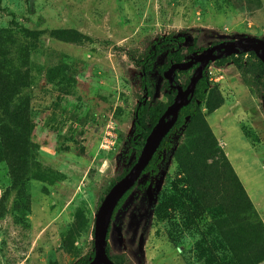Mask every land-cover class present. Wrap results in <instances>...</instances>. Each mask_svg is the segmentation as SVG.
<instances>
[{
    "label": "rangeland",
    "instance_id": "rangeland-1",
    "mask_svg": "<svg viewBox=\"0 0 264 264\" xmlns=\"http://www.w3.org/2000/svg\"><path fill=\"white\" fill-rule=\"evenodd\" d=\"M16 22L30 30L73 29L93 43L73 44L46 37L25 67L33 84L22 95L31 98L34 129L27 178L0 164V203L9 192L0 218V264H79L91 261L97 210L112 182L127 166V140L134 129V110L144 95L138 62L154 42L168 35H186L196 48L207 49L241 38L264 40V0H2ZM6 31L21 42L12 18L2 17ZM5 34V33H3ZM15 46H13L14 49ZM15 56V55H14ZM75 80L70 95H62L79 116L93 108L92 119L82 131L49 129L43 110L58 95L43 92L42 67L58 64ZM217 83L223 105L206 116L219 147L229 160L259 219L264 225V97L262 84L248 86L232 64L206 70ZM157 77V75H155ZM187 76H183L182 83ZM156 78L154 97L165 101ZM264 81V80H262ZM181 81L179 82V84ZM203 106V105H201ZM202 111H204L202 109ZM68 125V124H67ZM76 128V125H73ZM108 127L115 138L100 147ZM249 130L258 138L245 137ZM59 131V132H58ZM58 134L65 136L58 143ZM174 147L183 143L170 137ZM173 152L162 151L156 172L140 178L114 216L106 249L112 261L123 264H203L194 257L193 238L187 232L180 245L168 238L165 223L156 221L153 208L169 191L175 176ZM14 182L21 183L14 190ZM152 186L148 203L144 183ZM25 191V192H24ZM78 220L74 225V216ZM206 217L204 221H208ZM119 225V226H118ZM169 225V223H168ZM118 227L119 231L114 228ZM143 235L141 249L139 236ZM264 262L260 263L263 264Z\"/></svg>",
    "mask_w": 264,
    "mask_h": 264
},
{
    "label": "trees",
    "instance_id": "trees-1",
    "mask_svg": "<svg viewBox=\"0 0 264 264\" xmlns=\"http://www.w3.org/2000/svg\"><path fill=\"white\" fill-rule=\"evenodd\" d=\"M4 13L11 16V24L19 29L21 42L11 31L4 28ZM16 21L15 15L0 0V164L6 163L9 172L15 170L21 173L18 182H22L27 178L30 165L28 161L36 148L31 142L34 109L30 105L31 98L22 95L33 84L28 74L30 70L25 66L31 61V56L37 49L36 44L43 37L78 45L93 41L73 29L30 30ZM202 50L197 49L196 41H190L186 35H168L154 42L141 57L138 64L141 67L144 95L134 110V129L127 140L125 151L127 166L117 181L128 172L150 130L173 102L175 91L166 80L160 86L165 101L154 97L156 78H164V73L171 65L183 63ZM214 64L219 68L232 64L240 73L245 86L249 85L250 78L253 79L252 86L262 84L261 93L264 97V65L253 53L233 54L215 61ZM206 70L207 68L195 86L190 103L180 110L174 127L162 141L142 176L157 171V164L161 162L158 156L162 151L173 152L176 164L174 179L169 191L153 208L157 223L166 222L169 240L178 246L186 232L197 238L192 249L195 259L203 264H260L264 262V225L206 121V116L224 103L219 85L210 83ZM40 72L45 73V86L41 90L58 94L43 108L48 110L44 123L52 130L63 131L67 126L69 132L82 131L92 119L93 108H88L84 116H79L76 108L68 107L64 99L59 98V91L62 95H70L75 88L74 78L59 63L53 67H42ZM188 75L187 72H178L174 82L179 84L181 81L179 85L185 87ZM183 76L187 77L182 83ZM177 134L184 142L174 147L169 138ZM244 134L247 139L249 135L254 142H258V138L249 130H244ZM64 140V134H58V143ZM18 182H14L11 189L20 188L21 183ZM114 184L112 182L107 191ZM149 184L146 182L140 185V191H144ZM136 186L137 184L118 203L113 217ZM21 190L22 188L18 191L19 199L25 198L20 196ZM8 197L9 192L6 191L0 203V218L5 213ZM206 217L209 220L203 222ZM77 220L78 215L75 214L74 225ZM87 263L84 260L79 264Z\"/></svg>",
    "mask_w": 264,
    "mask_h": 264
},
{
    "label": "water",
    "instance_id": "water-1",
    "mask_svg": "<svg viewBox=\"0 0 264 264\" xmlns=\"http://www.w3.org/2000/svg\"><path fill=\"white\" fill-rule=\"evenodd\" d=\"M250 52L264 65V40L245 37L235 41L221 42L204 49L185 63L171 65L164 73V79L168 82L169 87L175 91L173 102L165 109L150 130L139 155L128 172L109 189L103 198L97 210L93 228V259L88 264H114L106 252L107 235L113 213L124 195L140 180L162 141L174 127L180 110L190 103L195 86L202 77L204 69L210 63H214L223 57ZM196 64L199 66L184 89L174 82L177 71H186ZM146 197L148 203L151 204L153 199L151 185L147 186ZM116 230L119 231L118 228ZM142 241L143 236L140 235L139 249L142 246Z\"/></svg>",
    "mask_w": 264,
    "mask_h": 264
},
{
    "label": "flooded vegetation",
    "instance_id": "flooded-vegetation-1",
    "mask_svg": "<svg viewBox=\"0 0 264 264\" xmlns=\"http://www.w3.org/2000/svg\"><path fill=\"white\" fill-rule=\"evenodd\" d=\"M223 42H224V41H223ZM220 43H221V42H220ZM216 44H219V43H216ZM216 44H214V45H216ZM214 45H213V46H214ZM203 50H204V49H203ZM200 52H201V51H200ZM200 52H199V53H200ZM197 54H198V53H197ZM195 55H196V54H195ZM193 56H194V55H193ZM193 56H191V57H193ZM191 57H190L189 59H186L183 63L189 61V60L191 59ZM209 65H210V64H209ZM209 65H208L206 68H208ZM198 66H199V65L196 64V65H193L191 68H189V69L186 70V71H177L176 73H178V72H187V73H189V75H188V76H189V77H188V83H189L190 78H191L192 75L195 73V71L197 70ZM206 68H205V69H206ZM205 69H204V70H205ZM203 72H204V71H203ZM188 83L186 84V86L188 85ZM186 86H185V87H186ZM185 87H183V89H184ZM137 183H138V182H137ZM146 189H147V187H146ZM113 219H114V217H112L111 224H112V222H113ZM111 224H110V225H111ZM118 226H119V225H118ZM109 227H110V226H109ZM114 228L117 229L118 227H117V226H116V227L114 226ZM108 232H109V230H108ZM107 236H108V235H107ZM142 236H143V235H142ZM139 237H140V236H139ZM142 243H143V241H142ZM141 247H142V246H141ZM138 248H139V247H138ZM140 249H141V248H140ZM107 250H108V249H106V252H107ZM107 254H108L110 260L112 261V258L110 257L109 253H107ZM92 259H93V256H92ZM92 259H91V260H92ZM116 261H117L118 263H120L119 260H116ZM89 262H90V261H89ZM89 262H88V263H89ZM112 262H113L114 264H118V263H116L115 261H112ZM88 263H87V264H88ZM120 264H123V260L121 261Z\"/></svg>",
    "mask_w": 264,
    "mask_h": 264
},
{
    "label": "built area",
    "instance_id": "built-area-1",
    "mask_svg": "<svg viewBox=\"0 0 264 264\" xmlns=\"http://www.w3.org/2000/svg\"><path fill=\"white\" fill-rule=\"evenodd\" d=\"M112 127H108L107 132L105 133L104 137H103V141L102 144L100 145V147L102 148V146H105L107 144H109V140L110 139H106V136H109L111 139L115 138V135L112 134Z\"/></svg>",
    "mask_w": 264,
    "mask_h": 264
}]
</instances>
